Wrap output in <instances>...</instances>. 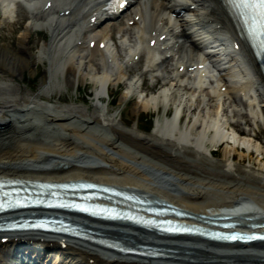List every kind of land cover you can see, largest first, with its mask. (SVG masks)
Here are the masks:
<instances>
[{"label":"bare ground","instance_id":"bare-ground-1","mask_svg":"<svg viewBox=\"0 0 264 264\" xmlns=\"http://www.w3.org/2000/svg\"><path fill=\"white\" fill-rule=\"evenodd\" d=\"M130 3L123 24L125 13L109 11V0H0V178L88 180L154 206L171 203L192 223L208 226L204 221L229 216L238 224L233 229L252 230L250 224L264 222V144L249 138L259 139L255 127L264 118V76L254 49L227 0ZM19 13L26 24L17 26ZM215 42L229 54L215 52ZM142 63L145 70L133 75ZM149 72L158 82L152 88ZM39 75V87L29 88ZM81 85L93 86V105L71 95ZM122 86V102L139 96L135 113L165 109L152 132H142L139 122L128 126L124 109L118 119L104 105ZM183 116L188 125H181ZM243 121L249 131L240 127ZM230 128L239 135L234 141ZM217 147H226L222 157ZM245 149L254 159L249 166L244 156L236 158ZM32 212L43 213L5 215ZM60 213L95 237L148 245L162 255L125 254L67 235L3 231L0 264H19L16 249L36 264H264V242L172 238Z\"/></svg>","mask_w":264,"mask_h":264},{"label":"rangeland","instance_id":"rangeland-1","mask_svg":"<svg viewBox=\"0 0 264 264\" xmlns=\"http://www.w3.org/2000/svg\"><path fill=\"white\" fill-rule=\"evenodd\" d=\"M23 13H26V11L24 10L22 12V14ZM21 15L19 13V15L16 18V20L18 21V22L17 21L15 22L17 26H18V24H22V25L26 24V21L24 19L21 20V21L19 20V19H21ZM0 16H1V10H0ZM126 18H127L126 15L121 17L120 22H122L124 24L126 22ZM0 19H1V17H0ZM5 33H9V31L6 30ZM40 35H43V33H41ZM36 40H38V37H36V35L34 34L33 38H32V41L35 42ZM40 44H42V41L40 42ZM145 68H146V66H144V64L142 63L140 65L139 69H137L133 73V75L134 74H140L142 71L145 70ZM39 71L43 72L42 65L39 68ZM151 74L152 73L149 72L148 80H147V87H149V88H152L156 83H158L157 80L154 79L151 76ZM27 77L29 79V76H27ZM40 77L41 76L39 75L38 79L37 80L35 79V81H34L35 84H33V82H32L30 85H28V87L29 88L30 87H34V88L37 89L39 87V85H40V82H41L40 81ZM28 84H29V81H28ZM160 84L161 83H159V85L157 86L156 89L149 91L148 94L150 95L152 93H156L160 89ZM123 92H124L123 86L121 88H115L114 91L112 92L111 96H105L104 97V105L107 106L110 109V111L118 119H120L121 112L124 109L125 111H124V114H123V118H124L123 121H126L128 126H130V127L137 126V118L140 116V121H139V125L138 126L141 129V131L144 132V133L152 132V130L155 128V126L157 124V121L164 119V110L165 109L161 108L160 112H157L155 109H150L148 111H144L143 110V111L135 113L133 111L132 107H133L135 102L139 101V96L136 98V100L134 98L130 102H122L121 101V95L123 94ZM70 93H71V95L73 97H75L77 95L84 97L86 102H88V103H90L92 105H93V103L96 102L95 100H93L94 89H93L92 85H88V86H85V87L81 85L79 91L76 90V88H73ZM142 94H143L144 97L146 96V93H142ZM142 94L140 93V95H142ZM113 97H116V101L113 104L109 105V102H110V100ZM193 116H194V114H192V117ZM181 125H188V118L183 116V119L181 121ZM240 125H241L240 127L242 129H244V130L247 129V131H249L250 128H251L249 123H247L246 121H243ZM231 129L232 128H230V130H227V132H229L231 134L232 141H234V139H237L239 137V135L236 133L235 130H231ZM255 130L259 133V139H254L253 137H249V138L254 140V144L255 145L264 144V118H261V121H259L258 126L255 127ZM217 148L219 150L218 154H217V157H222L226 147H224V148L223 147H217ZM236 156H237L236 157L237 159L242 158L244 156V158H245L244 165L249 166L250 164H252L254 162V159L249 158L247 149H245L244 152L236 153Z\"/></svg>","mask_w":264,"mask_h":264},{"label":"snow or ice","instance_id":"snow-or-ice-1","mask_svg":"<svg viewBox=\"0 0 264 264\" xmlns=\"http://www.w3.org/2000/svg\"><path fill=\"white\" fill-rule=\"evenodd\" d=\"M240 6L252 10V18L258 19L259 30L264 33V0H240Z\"/></svg>","mask_w":264,"mask_h":264}]
</instances>
